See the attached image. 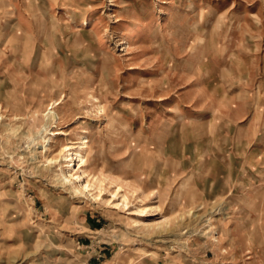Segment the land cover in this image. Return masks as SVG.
Here are the masks:
<instances>
[{
    "label": "rangeland",
    "instance_id": "obj_1",
    "mask_svg": "<svg viewBox=\"0 0 264 264\" xmlns=\"http://www.w3.org/2000/svg\"><path fill=\"white\" fill-rule=\"evenodd\" d=\"M0 264H264V0H0Z\"/></svg>",
    "mask_w": 264,
    "mask_h": 264
},
{
    "label": "bare ground",
    "instance_id": "obj_2",
    "mask_svg": "<svg viewBox=\"0 0 264 264\" xmlns=\"http://www.w3.org/2000/svg\"><path fill=\"white\" fill-rule=\"evenodd\" d=\"M129 35L130 32L128 33V36ZM59 102L61 101H58V99L50 100L47 103L45 111L43 112L44 122L39 129V134L41 135V137H43L44 140L46 139L48 134H51L50 136H48V139H50L52 135L55 134H67L66 131L54 129V127L58 126V122L61 117L59 112L56 110V105L59 104ZM97 106L99 110H102L101 105ZM88 141L89 138L87 134L80 135L79 139L72 141V143H66L61 146L59 155H53L49 157L48 161L50 163L55 162L58 160V157L65 156L66 171L61 170V182L66 185L72 192L84 194L86 196H90L93 199L103 198L101 194H103L106 190V186L104 183L105 180L107 179L109 183H113L114 180L108 175H104L103 177H101L98 174L92 173L88 170V157H86L85 155V149L88 145ZM75 143H78L79 148L75 149ZM120 189L121 185H117L114 189H111V197H115ZM120 196L121 198L118 200V202H111H114L113 204L115 206L119 205V203L127 205L129 202L127 194L125 192H122ZM139 210L142 211V213L140 214L144 215L143 212H145V209L142 208Z\"/></svg>",
    "mask_w": 264,
    "mask_h": 264
},
{
    "label": "crops",
    "instance_id": "obj_3",
    "mask_svg": "<svg viewBox=\"0 0 264 264\" xmlns=\"http://www.w3.org/2000/svg\"><path fill=\"white\" fill-rule=\"evenodd\" d=\"M226 122V121H225Z\"/></svg>",
    "mask_w": 264,
    "mask_h": 264
}]
</instances>
